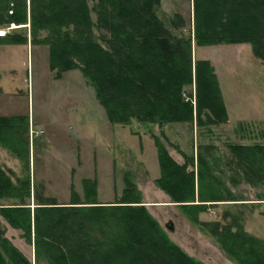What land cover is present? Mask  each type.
<instances>
[{"label":"trees","instance_id":"trees-1","mask_svg":"<svg viewBox=\"0 0 264 264\" xmlns=\"http://www.w3.org/2000/svg\"><path fill=\"white\" fill-rule=\"evenodd\" d=\"M161 2L98 0L91 7L88 0H0V40L27 43V35L4 33L1 26L30 23L32 42L49 45L55 77L81 70L112 123L228 122L215 66L209 59L194 60L192 36L176 34L163 22L156 11ZM184 26L183 16L176 14L172 27ZM194 26L198 46L250 43L264 61V0H194ZM94 27L103 31L100 37ZM194 85L195 93L193 89L188 93L187 87ZM29 133V115H0V143L23 159L28 171ZM156 145L161 169L156 183L234 261L264 264V239L249 233L237 218L228 223L200 218L213 204L205 202L225 200L221 174L214 172L207 156L202 152L187 156L181 164L159 138ZM232 149L247 178L264 180V145L234 144ZM189 165L196 169L189 170ZM125 182L121 197L102 202L98 179L84 178V197L72 184L70 201L61 203L32 187L30 177L14 183L0 164V200L16 199L1 203L0 215L34 241L37 262L203 264L168 237L142 203L136 184L129 177ZM228 216L225 213L223 218ZM5 232L0 220V264H33Z\"/></svg>","mask_w":264,"mask_h":264},{"label":"rangeland","instance_id":"rangeland-1","mask_svg":"<svg viewBox=\"0 0 264 264\" xmlns=\"http://www.w3.org/2000/svg\"><path fill=\"white\" fill-rule=\"evenodd\" d=\"M88 1L91 7L98 2ZM156 11L176 34L192 36L194 60L209 59L215 66L228 122H168L162 126L137 120L112 123L81 70H69L57 79L56 71L50 68L49 45L32 42L30 23H12L1 26L3 32L27 35L28 42L6 44L0 40V115H29L30 170L1 143L0 164L14 183L30 177L32 187L61 203L70 201L72 184L84 197L83 179L88 177L98 179L100 201H115L123 195L129 177L140 190L142 203L186 253L203 264H238L156 183L161 175L156 138L179 163L202 152L214 172L221 174L225 200L205 202L213 204L200 214L202 220L228 223L234 217L264 239V222L254 225L252 221L261 220L264 214L259 211L264 209V180L247 178L232 149L234 144L264 145V61L254 54L250 43L198 46L194 0H162ZM178 13L185 26L175 29L172 22ZM92 14L96 21V13ZM94 31L98 37L103 33L97 27ZM46 34L43 31L41 36ZM192 89L195 93V85L186 90L189 93ZM206 147L211 148L206 151ZM193 169L196 167L189 165V170ZM13 201L16 199L5 198L0 204ZM34 202L32 195V206ZM225 213L229 216L224 219ZM0 220L6 237L33 264H50L37 262L34 241H29L22 229L13 227L2 215ZM170 222L174 230L168 227Z\"/></svg>","mask_w":264,"mask_h":264},{"label":"crops","instance_id":"crops-1","mask_svg":"<svg viewBox=\"0 0 264 264\" xmlns=\"http://www.w3.org/2000/svg\"><path fill=\"white\" fill-rule=\"evenodd\" d=\"M259 211L261 212V214H263L264 213V209H259ZM264 215V214H263ZM263 215H261V220L259 219H252V221H254V225H256L255 223H257V222H260V223H262V222H264V218H263ZM263 218V219H262ZM258 224V223H257ZM245 229L248 231V232H250L251 233V228H250V226H248V225H246L245 226ZM250 229V230H249ZM251 234H254V233H251ZM254 235H256V236H258L257 234H254ZM261 235V236H260ZM258 237H262L263 235L262 234H260Z\"/></svg>","mask_w":264,"mask_h":264},{"label":"water","instance_id":"water-1","mask_svg":"<svg viewBox=\"0 0 264 264\" xmlns=\"http://www.w3.org/2000/svg\"><path fill=\"white\" fill-rule=\"evenodd\" d=\"M168 227H170L172 230H174V229H175V227H174V225H173V223H172V222H170V224H168Z\"/></svg>","mask_w":264,"mask_h":264}]
</instances>
